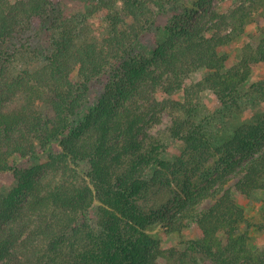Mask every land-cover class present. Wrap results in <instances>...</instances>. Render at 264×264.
I'll return each instance as SVG.
<instances>
[{"label": "trees", "instance_id": "trees-1", "mask_svg": "<svg viewBox=\"0 0 264 264\" xmlns=\"http://www.w3.org/2000/svg\"><path fill=\"white\" fill-rule=\"evenodd\" d=\"M174 1L93 0L87 12H109L105 36L87 39L76 19L54 23L45 62L13 75L11 63L23 49L9 52V41L35 21L45 26L56 5L0 0V174L16 179L0 192V264H264V245H250L246 212L236 199L264 189V118L240 125L213 149L192 117L207 91L238 107L248 95L264 97V81L251 83L264 64V25L260 41L245 43L232 66L220 50L259 20L264 0H240L228 9L196 0L195 8L170 18L169 35L156 43L153 57L133 51ZM200 69L201 78L188 83ZM109 70L94 109L75 123L89 90ZM165 112L172 116L170 135L184 145L173 159L152 132ZM213 150L227 168H240L235 183L212 194V205L197 209L179 199L172 215L146 211L140 200L152 187L169 183L191 161L208 160ZM39 154L47 160H24ZM185 218L200 236L163 246L152 234L159 224L180 233Z\"/></svg>", "mask_w": 264, "mask_h": 264}, {"label": "rangeland", "instance_id": "rangeland-1", "mask_svg": "<svg viewBox=\"0 0 264 264\" xmlns=\"http://www.w3.org/2000/svg\"><path fill=\"white\" fill-rule=\"evenodd\" d=\"M196 0H175L167 6L165 12L159 15L155 24L145 31L140 39L134 43L133 51H140L148 57H153L154 46L158 41H164L169 35L165 25L170 18L185 7L195 8ZM240 0H214L212 7L220 9H228L233 7ZM93 0H55L56 11L52 13L50 21L44 26L42 21H35L33 25L24 27L21 33L9 41V52L15 50L17 46H21L23 52L18 54V58L12 61L10 71L13 75L19 72V67H31L42 65L53 35L54 26L52 24L76 19L77 25L84 28V35L87 39H101L106 35L109 23L108 10L91 14L87 12L92 6ZM120 4V2H119ZM200 10L196 11V16L200 14ZM259 20L253 21L245 30V33L234 39L228 45L220 48L222 53H227L228 65L232 66L236 63L242 52V46L251 42L257 44L262 37V26L264 25V11L256 14ZM53 19H55L53 21ZM58 19V20H57ZM75 21L73 22V24ZM51 26V27H49ZM79 28V32H80ZM82 33V35H83ZM38 55V56H37ZM111 70V69H110ZM99 77L96 80L97 85L91 88L87 94V98L83 103L78 115L75 117V123L83 120L95 107L97 97L99 95V87L103 85L112 75L111 71ZM204 70L200 69L187 79L188 83L199 80ZM264 81V64H259L253 73L251 83ZM159 98L167 95L163 90L158 91ZM180 98L181 93L175 94ZM192 117L201 124L207 139L212 143L213 149L222 142L230 139L235 130L244 123H255L264 118V97L259 94L248 95L238 106L223 105L219 98L211 91H207L201 97L200 104L196 107ZM172 122V116L165 112L162 121L155 125L152 132L159 136L167 144L166 157L173 159L184 151V145L176 141L170 135L168 127ZM215 150H213L214 152ZM18 155L12 158V162H18ZM29 165L43 163L47 160V156L39 154L24 159ZM240 166L227 168V165L220 160V154L214 152L206 161H191L187 170L183 171L179 176L171 177L169 183H158L151 188L145 198L140 203L145 207L146 211L152 209H163L167 215H172L179 210L178 200H188L187 207H196L197 209H205L212 205L215 197L212 195L217 192L221 186H229L236 182L239 177ZM16 183L15 176L12 172L0 174V192H7ZM190 196V197H189ZM193 196L192 200L191 198ZM239 204L244 207L247 221L244 227H250V245L254 248L264 245V189L256 191L251 197L242 194H236ZM183 206V205H182ZM179 216V215H178ZM188 226L183 228L180 233L166 232V225L159 224L158 228L152 234L159 238L163 246L178 244L182 240L195 238L201 235L198 225L185 218Z\"/></svg>", "mask_w": 264, "mask_h": 264}]
</instances>
